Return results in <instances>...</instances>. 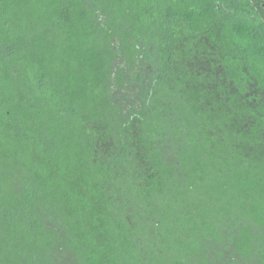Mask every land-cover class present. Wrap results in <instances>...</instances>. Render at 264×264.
<instances>
[{
    "label": "trees",
    "instance_id": "obj_1",
    "mask_svg": "<svg viewBox=\"0 0 264 264\" xmlns=\"http://www.w3.org/2000/svg\"><path fill=\"white\" fill-rule=\"evenodd\" d=\"M0 264H264V0H0Z\"/></svg>",
    "mask_w": 264,
    "mask_h": 264
}]
</instances>
